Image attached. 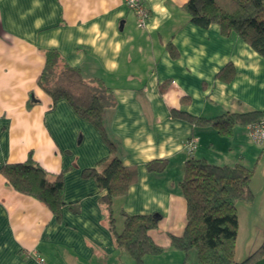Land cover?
Returning <instances> with one entry per match:
<instances>
[{
    "label": "crops",
    "instance_id": "obj_1",
    "mask_svg": "<svg viewBox=\"0 0 264 264\" xmlns=\"http://www.w3.org/2000/svg\"><path fill=\"white\" fill-rule=\"evenodd\" d=\"M143 1L145 27L125 0H0V170L32 155L51 179L63 180L55 213L0 172V264H41V257L44 264H136L115 243L101 203L106 191L83 174L113 156L109 143L67 100L51 106L38 87L49 49L112 91L114 104L103 115L107 136L124 165L137 170L127 195L114 201L119 230L121 210L160 213L149 233L171 248L170 235H182L186 225L179 185L186 161L248 167L247 126L221 133L173 110L206 118L264 110V56L236 32L192 23L188 0ZM192 137L198 143L189 155ZM160 158L169 160L167 168L148 171Z\"/></svg>",
    "mask_w": 264,
    "mask_h": 264
},
{
    "label": "trees",
    "instance_id": "obj_2",
    "mask_svg": "<svg viewBox=\"0 0 264 264\" xmlns=\"http://www.w3.org/2000/svg\"><path fill=\"white\" fill-rule=\"evenodd\" d=\"M183 7L192 23L201 27L215 23L224 34L236 32L264 56V0H188ZM45 56L38 87L51 97V106L60 99L67 100L76 113L91 122L109 143L113 156L101 168H87L83 174L93 176L99 188L106 191L101 203L108 211V224L116 245L125 247L136 264H146L147 255H159L165 250L149 233L158 227L162 215L130 214L121 210L123 228H117L114 201L127 195L136 180L137 170L135 166L124 165L107 136L103 115L114 104L112 91L101 80L86 79L80 68L69 65L57 49L47 50ZM173 114L195 125L211 124L221 133H228L235 125L248 126L258 120L264 110L228 112L215 118L182 110H173ZM168 164L167 158L154 159L147 163V169L163 172ZM0 172L17 191L35 197L53 212H59L63 204L62 174L51 179L32 155L24 162L5 164ZM251 178L252 169L242 163L218 165L205 158H189L179 183L187 202L186 225L182 235H170L171 246L183 251L196 249L198 264H253L264 256L263 245L244 261L235 259L239 229L237 204L252 199Z\"/></svg>",
    "mask_w": 264,
    "mask_h": 264
},
{
    "label": "rangeland",
    "instance_id": "obj_3",
    "mask_svg": "<svg viewBox=\"0 0 264 264\" xmlns=\"http://www.w3.org/2000/svg\"><path fill=\"white\" fill-rule=\"evenodd\" d=\"M245 134L244 141L251 147L247 158L248 167L252 169L253 197L251 200H241L237 204L239 215L235 246L237 261H244L264 245V147L255 143L248 133ZM164 249L159 255H150L146 264H198L196 249L188 251L173 247Z\"/></svg>",
    "mask_w": 264,
    "mask_h": 264
},
{
    "label": "built area",
    "instance_id": "obj_4",
    "mask_svg": "<svg viewBox=\"0 0 264 264\" xmlns=\"http://www.w3.org/2000/svg\"><path fill=\"white\" fill-rule=\"evenodd\" d=\"M126 4L134 11L137 23L140 27H145L149 18V11L143 0H125ZM248 134L258 145L264 147V114L256 121L248 124ZM198 138L192 137L186 140L185 146L190 155L197 148ZM44 258H40V263L44 264Z\"/></svg>",
    "mask_w": 264,
    "mask_h": 264
},
{
    "label": "water",
    "instance_id": "obj_5",
    "mask_svg": "<svg viewBox=\"0 0 264 264\" xmlns=\"http://www.w3.org/2000/svg\"><path fill=\"white\" fill-rule=\"evenodd\" d=\"M253 264H264V256L256 260Z\"/></svg>",
    "mask_w": 264,
    "mask_h": 264
}]
</instances>
